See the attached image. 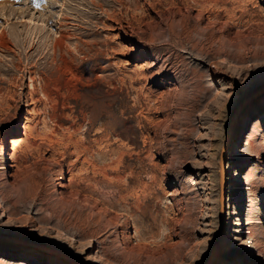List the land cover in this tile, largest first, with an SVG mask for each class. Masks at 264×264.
<instances>
[{
	"label": "rangeland",
	"instance_id": "1",
	"mask_svg": "<svg viewBox=\"0 0 264 264\" xmlns=\"http://www.w3.org/2000/svg\"><path fill=\"white\" fill-rule=\"evenodd\" d=\"M262 38L264 0H0L3 261L264 264Z\"/></svg>",
	"mask_w": 264,
	"mask_h": 264
},
{
	"label": "bare ground",
	"instance_id": "2",
	"mask_svg": "<svg viewBox=\"0 0 264 264\" xmlns=\"http://www.w3.org/2000/svg\"><path fill=\"white\" fill-rule=\"evenodd\" d=\"M64 38L65 37H61L60 39H57L56 40V43H55V45H56V48L57 47H59V48H61L62 47V45L65 43L64 42ZM258 40V39H257ZM254 42V41H253ZM253 46V45H252ZM255 46L256 47H258V51H260V48L262 47V46H264V38H262L261 40L259 39L256 43H255ZM254 46V47H255ZM264 47H262V49H263ZM254 49V48H253ZM261 49V50H262ZM57 50V49H56ZM258 126H260L259 124H254V128H253V130H252V132L250 133V135H249V138H248V140H247V144L248 145H252V137L254 136V133L256 132V129L258 128ZM230 133V132H229ZM10 140H11V143H12V145H13V148H14V146L16 145V140H14V138H10ZM226 147V146H225ZM12 148V149H13ZM1 150H3L4 152L5 151H7V144H6V141L4 140V142H3V144L1 145ZM223 150H225V148L223 149ZM222 150V151H223ZM221 163H222V158H221ZM226 166H223L222 167V164H221V180H220V185H221V192H222V184H226V172H228V170H230V169H232V164L229 162L228 164H227V168H225ZM250 172V171H249ZM247 173V175H246V178H247V180L249 181L250 179H251V173ZM251 219V218H250ZM250 219H248L249 221H248V223H250L251 222V220ZM99 256H98V254L97 255H95V256H93L92 258H89L88 259V261L89 262H92L93 264H96L98 261H99ZM213 258H210L207 262H206V264H208L209 263V261H211ZM4 259H2L1 257H0V264H10V263H7V262H5V261H3ZM15 264H27V263H25V262H20V263H15Z\"/></svg>",
	"mask_w": 264,
	"mask_h": 264
},
{
	"label": "water",
	"instance_id": "3",
	"mask_svg": "<svg viewBox=\"0 0 264 264\" xmlns=\"http://www.w3.org/2000/svg\"><path fill=\"white\" fill-rule=\"evenodd\" d=\"M229 137H230V133H228L227 137H226V141H225V150L222 151L221 154V158H222V167L226 166V153H227V148H228V142H229ZM226 189H227V184H222V192H221V220L224 219V215H225V208H226ZM211 258V257H209Z\"/></svg>",
	"mask_w": 264,
	"mask_h": 264
}]
</instances>
